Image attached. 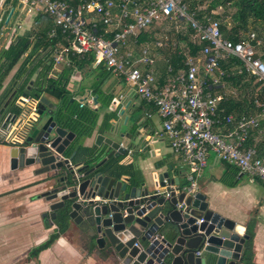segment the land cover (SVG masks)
<instances>
[{
  "label": "built area",
  "instance_id": "2783aa9c",
  "mask_svg": "<svg viewBox=\"0 0 264 264\" xmlns=\"http://www.w3.org/2000/svg\"><path fill=\"white\" fill-rule=\"evenodd\" d=\"M6 1L20 4L33 18L44 15L49 20L53 29L47 39L58 40L50 53L53 66L91 53L94 67H104L128 94L155 109L160 122L154 136L165 139L187 169L184 184L176 192L184 195L175 204L181 214L190 210L185 199L199 191L208 153L249 181L264 184V152L258 147L264 146V34L251 32L235 42L225 39L220 21L198 14L204 9L189 10L185 0ZM164 24L174 37L190 33L187 43L176 38L170 41L167 34L160 36L157 29ZM149 30L155 33L146 40ZM188 42L201 45L195 55H190ZM154 55L163 60L161 85ZM166 55L178 59L177 70L168 64ZM219 63L231 67L224 70ZM242 76L240 91L232 88L228 81ZM241 87H249L250 92ZM227 99H240L236 113L226 114L220 108ZM150 116L145 114V118ZM162 183L169 188L163 197L169 198L173 187L165 179Z\"/></svg>",
  "mask_w": 264,
  "mask_h": 264
},
{
  "label": "water",
  "instance_id": "95a60500",
  "mask_svg": "<svg viewBox=\"0 0 264 264\" xmlns=\"http://www.w3.org/2000/svg\"><path fill=\"white\" fill-rule=\"evenodd\" d=\"M31 105L32 118H27V110L11 115L7 104L0 108V137L11 170L37 165L35 172L46 174L50 190L40 197L50 203L51 221L70 202L69 220L114 264H241L246 236L233 222L210 211L200 191L185 199L190 210L181 214L175 204L184 195L170 192L169 198L163 197L166 173L155 175V182L146 186L143 180L121 178L111 166L100 172L109 159L129 157V145L121 144V136H95L94 147L104 146L105 154L82 171V163L71 165L75 151L65 156L74 134L59 126L56 108L43 97L31 99ZM174 182L177 185V179ZM198 219L201 223L196 224Z\"/></svg>",
  "mask_w": 264,
  "mask_h": 264
},
{
  "label": "crops",
  "instance_id": "0c3cea01",
  "mask_svg": "<svg viewBox=\"0 0 264 264\" xmlns=\"http://www.w3.org/2000/svg\"><path fill=\"white\" fill-rule=\"evenodd\" d=\"M6 6L9 10L10 4ZM4 13L5 11H2L1 15ZM10 20L11 17L7 25ZM7 25L2 28L6 29ZM7 46L3 49L5 50ZM67 61L58 66H52L47 80H55ZM20 63L21 60L1 83L0 108L7 104L11 115L27 110V118H32L34 117L33 106L31 98L26 93L40 67L47 66V63L41 64V61L34 57L26 63L24 72H20V75L15 78ZM162 74L163 68H158L157 79L162 77ZM96 77L97 74L89 70L84 75L74 70L66 86L70 94L69 103L73 100L77 108L79 105H84L98 113L95 127L91 135L82 141V146L95 148L98 152L104 153L106 149L104 146L100 149L94 147V137L98 135L116 139L121 136L119 141L122 145H129L131 153L127 158L120 157V163L134 165L146 186L155 182V175L166 173L165 180L173 187L171 192L176 197L179 196L176 193L177 188L184 184L187 169L179 156L171 152L168 142L154 136L160 122L155 109L137 101L126 92L121 82L111 77L105 80L101 89L103 92H110L113 99L107 107H98L96 96L92 94V85ZM6 91L8 94H5ZM213 91L220 93V89ZM41 97L56 109L60 107L56 101L45 95ZM138 112L143 114L149 112L151 116L144 117L142 120L138 118L135 122L133 118ZM63 113L66 114V112ZM111 113L116 114V118L110 119L108 126L100 134L99 129ZM15 124L9 129L6 137L14 130ZM73 140L74 138L68 149L72 147ZM3 142L0 137V264H114L113 260L105 259V254L90 244L86 235L82 234L70 220H68L67 229L52 245L53 247L41 251L36 258H28L31 250L47 240L55 230L49 218L50 203L40 197L44 192H48L50 187L44 182L46 174L35 172L37 165L11 170L10 159ZM258 147L264 152V146L261 143ZM71 165H74L73 161ZM223 166L214 154L208 153L207 166L198 181L199 191L205 196L210 211L223 217L224 220L233 222L243 233L246 223L254 221L251 263L264 264V184L249 181L243 175L238 180L237 177L232 179L233 182L237 180L233 188L226 187L218 180L229 172ZM124 177L121 175V178ZM175 179L178 181L177 185L174 182ZM165 189L169 188L165 187ZM43 214L46 216L42 217Z\"/></svg>",
  "mask_w": 264,
  "mask_h": 264
},
{
  "label": "trees",
  "instance_id": "16d2710c",
  "mask_svg": "<svg viewBox=\"0 0 264 264\" xmlns=\"http://www.w3.org/2000/svg\"><path fill=\"white\" fill-rule=\"evenodd\" d=\"M8 3L9 2L6 1L5 5ZM196 4H201V0L197 3H190L189 10H195ZM222 4H230L234 9L233 14L230 16L226 12H223L222 15L211 14V11L215 10L217 6H221ZM10 5H12V10L16 6L15 3H11ZM9 10L0 16V25L2 27ZM201 13H205L218 21L222 20L223 24L221 23V31L223 32V37L232 42H235L240 36H245L251 32H254L256 36H260V34H257L256 31H249L250 23H261V25H263L262 27H264V0H210L205 9L198 12L200 15ZM227 18L231 19L233 23L230 28H228V24L225 23ZM52 29L53 26L44 15H37L33 18L32 27L29 31H25L23 34L15 36L13 41L9 43L5 50H3V48L0 49V89L2 81L8 77L19 60H21V63L18 66V73L15 78L20 75V72H24L23 70L26 63L31 61L32 58L37 57L41 61V64L46 62L47 66L43 65L40 67L39 72L36 78L32 81L30 89L26 95L33 100H38L42 95H45L47 98L56 101L60 105V107L55 110V118L59 122V126L72 132L75 136L72 147L66 151L65 156H69L75 150L72 161L74 164L82 163V171H85L95 166L103 158V154L95 150V148L90 149L82 146V141L91 135L95 127L98 120V113L91 110L90 107L84 105H82L81 108H77L73 100L69 103L70 94L66 86L74 70L80 71L82 75L86 74L87 70L95 72L97 77L96 81L92 85V94L96 96L98 107L104 108L110 104L113 99V95L110 92H103L101 88L105 80L108 77H111V75L100 65L94 67L92 65L93 56L89 53L83 55L82 57H69L67 59V64L63 66L58 77L55 78V80H47L53 66L50 59V53L58 44L57 39L55 41H49L47 39L46 34ZM252 30L257 29L252 28ZM97 32L99 33V31ZM188 34H186L184 38H181L179 35H175V38L179 41L183 40L187 43ZM58 36L59 34L57 35V38ZM149 38L150 35H147L146 40ZM189 44L190 43L188 42L190 55H195L201 45H197L195 42H191V45ZM262 59L264 60V48H262ZM167 61L168 64L173 66L175 70L179 68L178 59L174 55H169L167 57ZM219 65L220 68L224 70H229L231 67H224L222 63H219ZM163 76L157 80L158 85L162 84ZM244 77L245 76L232 78L228 82L232 88L240 91V87L238 88V85L241 82L240 80ZM5 94H8V91H6ZM239 101L240 99H237L236 101L227 99L225 102L221 103L220 108L224 109L226 114H234L236 113L235 111H237V106L241 104ZM63 108L66 111L63 110ZM63 112H66V114ZM114 118H116V114L112 113L107 117V120L104 121L99 129L100 134H102L108 126L109 120ZM223 165V167L228 169L229 172L220 177L218 180L226 187L233 188L236 185L238 178L243 175L239 174L238 176L237 170L229 167L228 165ZM110 166L117 171L118 174L127 176L129 179L141 183L142 179L139 172L135 170L134 165H122L120 164V158H111L106 162L105 166L100 169V172H104L106 168ZM235 177H237V180L233 182L232 179ZM253 182L262 183L255 179ZM69 204L70 202H67L65 207L54 213V220L52 221V224L55 227L54 232L47 238V240L35 246V248L31 250L30 254H28V258H36L41 251L50 249L53 247L52 245L63 235L68 226L69 218L67 215L69 212ZM253 228L254 221H248L244 230L246 239L244 240L245 242L240 254L241 264H252Z\"/></svg>",
  "mask_w": 264,
  "mask_h": 264
},
{
  "label": "rangeland",
  "instance_id": "374dc122",
  "mask_svg": "<svg viewBox=\"0 0 264 264\" xmlns=\"http://www.w3.org/2000/svg\"><path fill=\"white\" fill-rule=\"evenodd\" d=\"M199 0H185L186 4L188 6H190V3H197ZM210 0H201V4H196L195 5V9H205V7L208 5ZM218 1H221V0H218ZM12 5H10V8L11 9ZM8 7L3 3V0H0V15H1V12L3 11H8L7 10ZM12 10V9H11ZM15 10L11 16V20L9 22V25L6 26V29L2 28V26L0 25V49L7 46L9 43H11L14 39V36H16L17 34L18 35H21L23 34L25 31H29L30 28L32 27V22H33V14L31 12H27L25 10V8H22V9H19L17 10L16 9V6L15 8L13 9ZM10 11V10H9ZM213 14H219V15H222L223 12H226L229 16L231 14H233L234 12V9L233 7L230 5V4H226V5H221V6H217L215 8V10H213ZM6 20V19H5ZM220 22L223 24V21L220 20ZM5 23V21H4ZM225 23L228 24V28H230L232 26V20L227 18L225 20ZM5 24H3L4 26ZM182 27H185V24H181ZM263 25H261V23L259 24H255V23H250L249 24V31H256L257 34H264V30L262 27ZM20 27V28H19ZM169 28L170 26L169 25H162L159 29H157V32L160 36L162 35H168L169 36V39L170 41H174L175 40V37L173 35H171L172 33H169ZM252 28H255L257 30H252ZM4 29V30H3ZM17 32V34H15ZM155 33L154 30H149V31H146V33L144 34V36L146 35H151ZM7 44V45H6ZM4 50V49H3ZM155 58H156V66L160 69V68H163V60L161 59L160 56H156L154 55ZM23 77V76H22ZM225 90H228V87L225 88ZM242 91H244L245 93H249L250 92V88L247 87L246 89L243 88ZM145 117V114H143L142 112H138L137 115L135 114V118H133L136 122V120L139 118V119H144Z\"/></svg>",
  "mask_w": 264,
  "mask_h": 264
},
{
  "label": "flooded vegetation",
  "instance_id": "af4514ba",
  "mask_svg": "<svg viewBox=\"0 0 264 264\" xmlns=\"http://www.w3.org/2000/svg\"><path fill=\"white\" fill-rule=\"evenodd\" d=\"M4 4H5V3H4ZM206 264H210V263L206 261Z\"/></svg>",
  "mask_w": 264,
  "mask_h": 264
}]
</instances>
